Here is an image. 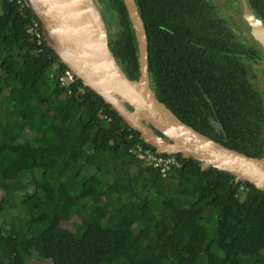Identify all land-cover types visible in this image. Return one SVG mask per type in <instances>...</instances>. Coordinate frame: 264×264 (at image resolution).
<instances>
[{
  "label": "trees",
  "instance_id": "obj_1",
  "mask_svg": "<svg viewBox=\"0 0 264 264\" xmlns=\"http://www.w3.org/2000/svg\"><path fill=\"white\" fill-rule=\"evenodd\" d=\"M104 1L119 23L110 48L138 78L124 0ZM246 1L264 21V0ZM136 2L157 98L197 131L264 156V106L242 61L262 46L239 41L213 0ZM33 17L0 0V264H264V190L181 154L167 177L146 166L130 149H156L110 104L60 85L68 67L29 34ZM137 204L132 222L149 233L131 239L122 227Z\"/></svg>",
  "mask_w": 264,
  "mask_h": 264
},
{
  "label": "water",
  "instance_id": "obj_2",
  "mask_svg": "<svg viewBox=\"0 0 264 264\" xmlns=\"http://www.w3.org/2000/svg\"><path fill=\"white\" fill-rule=\"evenodd\" d=\"M29 3L41 22L46 42L60 60L158 153L194 158L204 170L214 167L233 175L236 182L248 181L264 190V156H249L197 131L157 98L149 74L148 38L136 0L124 3L137 43L138 78L129 77L117 61L94 0H87L96 17L93 29L72 0H29ZM242 5L249 7L247 1ZM243 18L264 48V21L251 9L244 12Z\"/></svg>",
  "mask_w": 264,
  "mask_h": 264
},
{
  "label": "rangeland",
  "instance_id": "obj_3",
  "mask_svg": "<svg viewBox=\"0 0 264 264\" xmlns=\"http://www.w3.org/2000/svg\"><path fill=\"white\" fill-rule=\"evenodd\" d=\"M97 8L99 9L103 22L107 28V35L108 37L112 35L113 33H116L119 27V23L117 21L116 15L110 10L108 7V4L104 0H94ZM246 0H213L215 5L217 6L220 15L225 18L228 22L232 24L235 22L238 25V40H241V42H251V38L248 37V31L244 28V23L242 20V13L245 11H248V8H245L242 5V2ZM250 64L253 68V70L257 73L258 77H264V71H262V68L264 65H261L259 63L258 65L254 63V61L251 59ZM54 73H56L54 71ZM53 73V74H54ZM257 77V78H258ZM258 81L260 80L257 79ZM7 82L11 83L10 79H7ZM89 184L92 186H95V182L89 180ZM4 195V191L0 189V198ZM140 207V204L136 205L135 211L132 214V217L129 219V222L131 224V228L127 229V226L124 225L122 229L126 231V235L133 239L135 235L139 232L142 231V233L146 236L149 233L148 229H143L141 230L138 225L135 224V222H132L133 219H135L137 210ZM16 217L13 216L11 221L9 222L12 226L16 225ZM64 226H70L67 222L63 223ZM30 242H28L25 246H29Z\"/></svg>",
  "mask_w": 264,
  "mask_h": 264
},
{
  "label": "built area",
  "instance_id": "obj_4",
  "mask_svg": "<svg viewBox=\"0 0 264 264\" xmlns=\"http://www.w3.org/2000/svg\"><path fill=\"white\" fill-rule=\"evenodd\" d=\"M15 2L21 11L30 7L29 0H9ZM29 34L36 40L38 45H41L45 40L43 28L39 18L35 15L32 18L29 29ZM58 80L61 86L67 87L73 84L82 83L81 79L73 72L72 69L67 68L58 75ZM84 85V84H83ZM130 152L136 154L144 161L146 166L157 169L162 177H167L175 167L180 166V161L175 154L154 153L149 148H145L142 144H137L130 149Z\"/></svg>",
  "mask_w": 264,
  "mask_h": 264
},
{
  "label": "flooded vegetation",
  "instance_id": "obj_5",
  "mask_svg": "<svg viewBox=\"0 0 264 264\" xmlns=\"http://www.w3.org/2000/svg\"><path fill=\"white\" fill-rule=\"evenodd\" d=\"M243 14L244 12L242 13V20H244L243 18ZM247 23V22H246ZM238 24L237 23H233L232 24V27H237ZM247 26L249 27V25L247 24ZM238 32V31H237ZM250 33H251V30H250ZM249 38H251V42H254L256 41L257 43H259V41H257L254 36H248ZM241 41V40H239ZM260 44V43H259ZM261 45V44H260ZM262 46V45H261ZM263 48V47H262ZM256 57L254 58H250V59H245V57L243 58V62L247 65L249 71H250V80H251V83L253 84V86L255 87V89L258 91L259 95L261 96V100L263 102V106H264V77H258L257 76V73L253 70L251 64H250V60L252 59L254 61L255 64H259L261 63V65H264V48H263V52L262 53H259L257 55H255ZM258 56V57H257ZM262 71H264V67L262 68ZM258 77V78H257ZM260 80L258 81L257 79ZM264 124V123H263Z\"/></svg>",
  "mask_w": 264,
  "mask_h": 264
},
{
  "label": "bare ground",
  "instance_id": "obj_6",
  "mask_svg": "<svg viewBox=\"0 0 264 264\" xmlns=\"http://www.w3.org/2000/svg\"><path fill=\"white\" fill-rule=\"evenodd\" d=\"M75 7L91 29L96 26V17L92 9L88 7L87 0H72Z\"/></svg>",
  "mask_w": 264,
  "mask_h": 264
}]
</instances>
